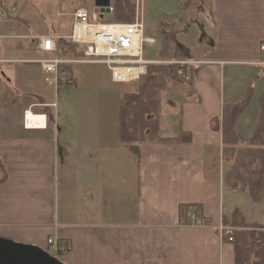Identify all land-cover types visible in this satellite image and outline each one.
<instances>
[{
	"label": "crops",
	"instance_id": "0c3cea01",
	"mask_svg": "<svg viewBox=\"0 0 264 264\" xmlns=\"http://www.w3.org/2000/svg\"><path fill=\"white\" fill-rule=\"evenodd\" d=\"M66 2L0 0V59L11 60L0 65V237L43 249L51 237L64 240L65 264H235L234 244L218 227L235 209L246 223L264 225V199L255 203L247 189L226 183L222 132L212 120L251 91L236 124L238 148L259 124L264 0H209L208 32L187 44L191 80L164 89L162 139L141 144L139 156L119 135L120 102L130 89L108 103L88 91L66 114L65 129L56 127L58 103L38 80L56 88L44 80L37 60L45 54L36 43L43 35L67 38L73 13L84 6ZM74 66L65 89L78 86ZM27 110L45 115V125L27 128ZM181 132L191 141L175 140ZM192 206L200 224L187 221Z\"/></svg>",
	"mask_w": 264,
	"mask_h": 264
},
{
	"label": "trees",
	"instance_id": "16d2710c",
	"mask_svg": "<svg viewBox=\"0 0 264 264\" xmlns=\"http://www.w3.org/2000/svg\"><path fill=\"white\" fill-rule=\"evenodd\" d=\"M113 6L112 20L114 22H133L134 0H113ZM161 27L155 32L162 39L160 56L165 57L164 60L189 58L190 48L177 39L170 28L171 24L163 19ZM59 42L66 46L75 57L83 56V52L74 49L76 45L66 39H60ZM148 68L145 81L136 90L124 92L120 102V139L129 150L138 156L141 144L162 139L159 135L160 89L172 90L182 85L186 86L184 82L178 81L174 64L171 66L163 63L150 64ZM250 92L241 103L224 106L222 115L212 120V126L222 132V159L225 164L230 165V169L224 174L226 183L233 189H247L251 199L259 203L264 199V95L261 98L260 121L254 134L243 148L238 149L237 147L240 139L236 134V124L250 101ZM52 123L53 116L47 115L46 128H49ZM175 140L190 142L191 134L181 132ZM203 221L208 222L207 219ZM223 224L235 228L231 234L235 248V264H264V225L246 223L239 209H235L231 220L223 218ZM224 238L227 239L228 236ZM61 242L69 250V243L64 240Z\"/></svg>",
	"mask_w": 264,
	"mask_h": 264
},
{
	"label": "built area",
	"instance_id": "2783aa9c",
	"mask_svg": "<svg viewBox=\"0 0 264 264\" xmlns=\"http://www.w3.org/2000/svg\"><path fill=\"white\" fill-rule=\"evenodd\" d=\"M113 12V0L108 6V12H102V8L95 3L89 8L81 7L75 10L72 27L66 40L80 47L78 51L83 52L82 57L68 55L66 47L51 35L37 38L36 48L45 54L37 62L41 65L44 80L49 86L57 90L72 84L71 66L75 64H104L113 82L132 83L146 76L150 64L160 62L145 57L147 46H153L156 39L144 36L143 22L138 17L131 23L106 21V16L112 15ZM261 48L264 50V44ZM7 62L11 60L0 59V65ZM174 63L178 74L185 81H190L191 76L185 68L195 62L176 60ZM29 113L31 111L24 112V125L27 128H30L27 124ZM196 211L195 206L189 207L186 213L189 224L201 223ZM234 229L222 223L218 227V232L222 237L228 236L227 239L233 241L231 234ZM48 246L59 256L68 251L61 241L52 237L48 239Z\"/></svg>",
	"mask_w": 264,
	"mask_h": 264
},
{
	"label": "rangeland",
	"instance_id": "374dc122",
	"mask_svg": "<svg viewBox=\"0 0 264 264\" xmlns=\"http://www.w3.org/2000/svg\"><path fill=\"white\" fill-rule=\"evenodd\" d=\"M134 2L135 10L133 21H135L138 17L144 24V36L156 39V43L153 46H147L145 53V57L147 59L160 61L152 63V65L163 63L164 65L171 66L172 64L176 65L174 63L176 60L193 61L190 57H179L175 59L168 58V60H164L165 57L162 58V56H160V51L162 50L161 37H159L154 31L162 28V20L164 19V21L171 24L170 28L173 30L180 42H184L185 44L192 46L193 44L202 41L204 39L203 34L208 32L207 18L209 0H134ZM76 3L89 8L93 5L94 0H67L66 2V4L71 7L76 5ZM112 17V15H107L105 20L113 21ZM193 66L194 63L185 68L189 71L191 77ZM74 68V77L79 82L77 88L74 86L67 89L62 87L57 89V91L53 88L45 89L47 86H44V81L41 80L40 83V80H38V85L43 87L41 90L46 92V97H49L51 101H56L58 103L59 107L56 110L57 112L55 111V116L57 117L56 127L61 129H65L67 126L69 118L66 114H68L69 110H75L74 106H76V103L83 100L88 91L98 92L102 98L106 97L105 99L107 100V103L110 99L111 101H118L119 98H121L117 95L118 90H123L125 88L130 89L128 91L136 90L148 76L147 73L145 77L137 82L113 84L110 82V72H108L109 70H107L108 68L104 64H75ZM176 71H178L177 66ZM176 73L178 81L181 83L184 82L185 85L189 83V81H185L184 78L178 74V72ZM163 91L164 88H161L160 98L162 100V108L166 109L168 104L166 105V103H164V99L166 98V94H169V92L165 91V94ZM241 147L243 148V146ZM229 169L230 165L228 166V170ZM45 250L53 256L56 255L55 251H53L49 246L46 247ZM56 256L64 263L69 262L68 257L65 255L62 257L59 255Z\"/></svg>",
	"mask_w": 264,
	"mask_h": 264
},
{
	"label": "water",
	"instance_id": "95a60500",
	"mask_svg": "<svg viewBox=\"0 0 264 264\" xmlns=\"http://www.w3.org/2000/svg\"><path fill=\"white\" fill-rule=\"evenodd\" d=\"M111 0H95V4L108 12ZM0 264H65L42 247L0 237Z\"/></svg>",
	"mask_w": 264,
	"mask_h": 264
},
{
	"label": "bare ground",
	"instance_id": "6f19581e",
	"mask_svg": "<svg viewBox=\"0 0 264 264\" xmlns=\"http://www.w3.org/2000/svg\"><path fill=\"white\" fill-rule=\"evenodd\" d=\"M45 115H35L29 113V118L27 121V124L29 127H32V129H38L35 127H43L45 125Z\"/></svg>",
	"mask_w": 264,
	"mask_h": 264
}]
</instances>
